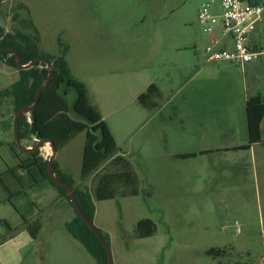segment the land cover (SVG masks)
<instances>
[{"label": "rangeland", "instance_id": "374dc122", "mask_svg": "<svg viewBox=\"0 0 264 264\" xmlns=\"http://www.w3.org/2000/svg\"><path fill=\"white\" fill-rule=\"evenodd\" d=\"M209 1L3 0L0 6V25L7 32L21 27L13 19L17 13L32 19L40 34V51L57 55L58 38L69 45L72 76L95 93L102 115H110L104 122L110 127L118 154L129 162L139 182L136 197L95 203L93 224L108 234L113 264H257L263 253L259 227L248 230L242 225L234 212L237 202L223 191L217 161L201 157L173 160L167 154V150L198 147L195 134L200 127L194 121L174 118L171 110L173 103L184 107L185 90L174 94L189 71L160 64L169 53L180 54L175 63L205 59L209 34L199 22L198 12ZM220 1L214 0L212 13H220ZM260 4L264 7V0ZM19 5L27 6L29 12L19 10ZM257 29V39L264 46V11ZM180 48L182 51L175 52ZM0 76V87L8 85L10 78L1 72ZM169 78H174L173 84ZM150 82L163 84L165 96L159 98L156 109L145 110L135 95ZM74 99L71 91L67 97L70 107ZM168 99L173 103L159 111ZM0 139L7 145L1 133ZM84 143L85 133L77 135L56 152V161L76 179L77 186L89 187V181L79 178ZM19 199L12 203L25 216L28 207L20 206ZM65 204L63 210L57 204L45 210L33 207L43 227L18 264H97L66 231L65 224L74 213ZM9 210L13 209L0 208L10 227L0 224L1 236L16 233L17 224ZM142 219L154 222L153 236H135V226ZM8 246L0 247V253L7 252ZM210 249L224 250L225 256H208Z\"/></svg>", "mask_w": 264, "mask_h": 264}, {"label": "trees", "instance_id": "16d2710c", "mask_svg": "<svg viewBox=\"0 0 264 264\" xmlns=\"http://www.w3.org/2000/svg\"><path fill=\"white\" fill-rule=\"evenodd\" d=\"M2 1L0 0V6ZM242 1L260 4V0ZM19 10L29 12L25 5H19ZM13 19L19 22L20 28L7 32L0 25V65L17 73V79L0 90V133L6 139V144L18 164L0 173V189L7 195L6 200L0 203H9L18 211L12 203L13 199L24 197L29 188L48 183L73 210L74 218L65 224L66 231L84 247L97 264H107V256L100 241L75 212L66 191L49 178L48 160L40 156L39 149L23 153L16 145L15 115L20 109H28L33 105L37 90L45 84L51 72L52 78L40 93L36 107L28 116L21 114L18 117V139L21 142L35 137L39 141H51L57 152L77 135L85 133L80 179L83 182L89 181L90 186H77L73 177L62 172L55 160L53 173L59 182L72 188L80 209L91 222L94 220L96 202L112 200L115 197L138 196V179L129 162L118 154L115 139L99 111L90 102L86 86L72 76L66 61L69 45L58 38V54L44 53L39 49L40 34L32 19L21 18L18 13ZM24 29H29V32ZM13 51L18 54L21 66L33 62L32 66L27 69L19 68ZM39 59H46L51 66L48 67ZM71 91L74 92L75 99L70 107L67 97ZM159 98L158 89L151 84L136 101L143 109L153 110L158 107ZM246 112L249 142L239 149H248L252 144L261 143L260 122L264 116V97L249 99ZM195 156L196 154H187L178 155L176 158L188 159ZM22 219L30 238L36 240L42 228L41 222L26 221L23 215ZM0 224L10 228L5 221H0ZM98 231L109 245L108 234ZM155 232L156 226L150 219H142L135 226V236L139 239L151 237ZM6 237L2 236L0 242ZM207 254L218 258L225 256V251L210 249Z\"/></svg>", "mask_w": 264, "mask_h": 264}, {"label": "crops", "instance_id": "0c3cea01", "mask_svg": "<svg viewBox=\"0 0 264 264\" xmlns=\"http://www.w3.org/2000/svg\"><path fill=\"white\" fill-rule=\"evenodd\" d=\"M258 25L249 36L248 47L251 51L263 53L260 61L239 66L228 62L207 61L204 54L205 59L195 57L187 60L185 63H175V58L180 54L169 53L167 57L165 56L167 60L160 65L165 66L169 63L173 68L180 66L188 70L189 73L184 77L182 87L174 94L177 95L181 90H185L184 107L177 103L174 104L173 99H168L160 107L159 111L173 103L171 110L174 118L180 121L183 120L184 122L194 121L196 124H199L200 129L195 134L198 147L195 149L188 148L180 152L167 150L168 157L173 160H192L201 157L211 162L217 161L220 170L219 177L222 180L220 183L224 188L223 191L225 194L231 195L233 200L237 202L234 212L241 217L242 225L248 230H251L256 225L259 227L261 238H263V253L257 264H264V116L260 122L261 143L252 144L248 149H239L246 146L249 142L246 112L247 101L255 97H264V46L257 39ZM219 36L220 27L216 26L213 34H209V43L213 38ZM226 46H229V43ZM178 51H182V49H175V52L179 53ZM66 61L68 63L67 55ZM12 70L4 65H0V72L10 78L8 85L0 87V90L8 87L17 79L16 71ZM173 82L174 78H169V83L173 84ZM83 84L85 85L84 82ZM151 84L156 86L160 97L165 96L162 90L163 84L150 82L135 95V99ZM85 86L90 102L99 111L104 121L106 117L110 116L109 113L105 116L102 115L99 104L95 101V93H92L87 85ZM22 114L28 116L29 112L25 111ZM156 114L154 113L152 116L154 117ZM107 127L110 130L108 125ZM38 143L39 141L35 137H30L21 141L23 150L19 149L21 152L27 153ZM38 149L40 156L44 160H49L52 156L48 143L42 142ZM187 154H196V156L188 159L176 158L178 155ZM54 160L56 161V156ZM17 164L18 160L10 152L9 147L5 145L4 140L0 139V173L4 172L7 168L17 166ZM58 164L61 171L66 173L64 165L62 163ZM74 180L76 182V179ZM35 188H29L26 191L25 198L19 199L20 206L28 207L25 216L16 211L9 203H0V208L5 209V207L9 206L13 209L9 210V215L17 224L16 233L13 232L14 234L12 233L11 237L7 236L0 243V247H3L7 243L9 244L7 252L0 253V264H18L24 257V249L35 241L29 236L22 215L26 221L39 220L41 222V217L34 214L33 207L45 210L50 204H57L56 206H59L60 210L66 209L65 200L48 183L44 182L42 186L38 187V190H35ZM33 190L32 199L34 201L29 198V202H26L25 199L29 197L28 194H31ZM229 192L231 194H228ZM6 198V194H0V201H5ZM0 218V221L8 220L7 217L1 214ZM245 254L249 258L251 257L249 252ZM252 264H255L254 261Z\"/></svg>", "mask_w": 264, "mask_h": 264}, {"label": "built area", "instance_id": "2783aa9c", "mask_svg": "<svg viewBox=\"0 0 264 264\" xmlns=\"http://www.w3.org/2000/svg\"><path fill=\"white\" fill-rule=\"evenodd\" d=\"M214 0L203 4L198 12V20L204 31L213 34L220 27V36L212 39L205 48L207 61L228 62L245 66L262 59V52L251 51L248 47L250 34L261 23L264 7L261 4H249L242 0H221L220 13L210 11ZM229 43V46L226 44Z\"/></svg>", "mask_w": 264, "mask_h": 264}, {"label": "water", "instance_id": "95a60500", "mask_svg": "<svg viewBox=\"0 0 264 264\" xmlns=\"http://www.w3.org/2000/svg\"><path fill=\"white\" fill-rule=\"evenodd\" d=\"M5 50H8V49H5ZM13 54H14V56H15V58H16V63H17V66H18L19 68L27 69V68H29L30 66H32L33 62H31L30 64H28V65H26V66H21V65H20V60H19V56H18V54H17L15 51H13ZM39 60L42 61V62H44V63H46L48 67L51 66L50 63H48L46 59H39ZM51 78H52V73L50 72V73H49V76H48V79H47V81L45 82V84L37 90L33 105H32L30 108H28V109H20V110L17 112V114L15 115V117H14V122H15V128H14L15 143H16V145H17L21 150H23V149H22L21 143H20V141H19V139H18V129H19V127H18V121H17V120H18V117H19V115H21V114H22L23 112H25V111H26V112H31V111L36 107V105L38 104V101H39L40 93H41V92L43 91V89L49 84ZM38 141H39V140H38ZM42 142L48 143V144L50 145L51 150H52V156H51L50 159L48 160V164H47V173H48L49 178H50L52 181H54V182H56L57 184H59V186H60L61 188H63V189L66 191V193H67V195H68V197H69V200H70V202H71V204H72V206H73L75 212H76V213L78 214V216L82 219V221L86 224V226H87V227H88V228H89V229L95 234V236L97 237V239H98V240L100 241V243L102 244V246H103V248H104V250H105L106 256H107V264H113L112 254H111V250H110L109 245H108V244L106 243V241L104 240L102 234H101V233L98 231V229L94 226L93 222H91V221H90V220H89V219L83 214L82 210L80 209V207H79V205H78V203H77V201H76V198H75V195H74V193H73V191H72V188H71L69 185L65 184V183H61V182H59V181L56 179V177L54 176V173H53V161H54V157L56 156V150H55L54 147H53V143H52L51 141H39V143L36 144V145L30 150V152L33 151V150H35V149H38V148L40 147V145H41Z\"/></svg>", "mask_w": 264, "mask_h": 264}]
</instances>
